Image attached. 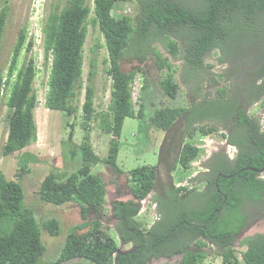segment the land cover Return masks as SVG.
Instances as JSON below:
<instances>
[{
	"label": "trees",
	"instance_id": "trees-1",
	"mask_svg": "<svg viewBox=\"0 0 264 264\" xmlns=\"http://www.w3.org/2000/svg\"><path fill=\"white\" fill-rule=\"evenodd\" d=\"M89 1L66 0L63 6L57 3L50 8L42 22L43 62L50 64L44 105L48 110L59 111L68 117L77 112L78 106L74 100L82 87L88 24L97 26L104 38L107 50L104 61L108 64L105 71L111 79L109 102L105 110L96 112L93 85L96 61L90 58L81 106L83 138L76 145L72 141L71 129L64 143L69 147L68 157H78L80 165L70 172L50 169L33 190L36 198L43 203L77 205L81 221L71 228L60 245L57 257L42 261L45 249L40 240L42 231L49 236H58L61 225L55 217L39 220L27 202L26 180L32 173V167L47 159L32 153L21 154L13 178L7 179L0 172V264H63L73 259H81L82 263L88 264H146L153 258L174 255L181 256L175 264H201L208 255L206 247L215 248V254L221 256L223 264H264V233L247 235L239 241L240 246H245L239 251L242 262L233 247L234 241L247 230L254 218L259 217L256 215L264 208V177H259L260 172L253 170H259L264 165V112L260 117L250 114L248 108L251 102L247 103L243 92L228 95L227 86L218 83L223 74L217 75L214 82L218 86L217 95L210 97L212 90H208L196 102L197 94H194L192 107L189 108L168 105L151 107L144 94L137 106L132 99L135 76L138 71L144 70L141 65L149 48L148 40L165 38V46L172 58L181 53L185 63L196 71L195 74H200L206 66L204 56L213 49L223 48L222 41L231 30L230 23L233 22L237 27L238 21L247 19L254 29L253 21L258 10H264V0H201V5L195 9L186 7L180 0H135L138 12L132 17L113 14L116 3L123 0H92L91 5ZM8 10L6 6L0 10V51ZM249 24L248 29L251 28ZM178 33L184 39L182 50L179 49L178 41L171 37ZM135 44L140 45V50L144 52L138 51L136 67L123 70L120 64L124 54L132 50ZM33 46L34 36H28L27 25L21 26L9 65L5 73L0 72V96L4 98L7 124L6 139L1 146L4 156L21 151L37 138L34 111L38 100L33 83L38 68L33 57L19 64L21 52H29ZM97 48L99 46L94 45L92 51L95 52ZM155 54L158 70L164 74L159 80V87L173 99L180 88L174 79V69L160 52ZM226 59L219 56L220 62ZM239 60L236 68L246 72L244 74L249 76L248 82L252 86V90L248 88V95L251 97L255 94L254 98L257 99L264 93V62L258 67L259 63L249 58ZM259 77L262 81L257 85L255 82ZM147 83L148 80L144 78L142 93L146 91ZM210 102L216 103L218 108L207 110L199 117L188 115L197 105ZM126 117L140 120L146 117L148 123L165 131L160 162L167 160L169 149L172 151L176 142L175 137H168L171 129L178 119L184 118V134L189 139L182 142L175 159L184 170L181 172L183 174L191 173V168H194L192 162L204 154V148L195 142L196 132L199 131L202 136H214L217 132L216 126L212 124L193 125L196 120L212 118L226 123L227 131L220 135L229 139L236 151L229 164L221 169L225 176L218 179V173L213 175L210 183L212 192L204 204L200 207H184L176 214L171 212L162 216L165 222L158 233L154 232L155 224L145 233L148 228L141 230L139 223L133 219L140 209V201L155 189L157 166L130 170L127 178L131 183L133 198L112 201L111 211L121 222L120 227L117 225L120 240L125 244L132 242L133 248L115 254L116 240L108 227L99 220L105 203L106 184L96 172H92V168L102 163L116 174L122 172L116 160L121 145L118 137ZM94 119L98 120L97 124L103 132L111 135L105 157H100L92 149L90 131ZM182 135L179 141H182ZM175 165L168 167L169 171L175 170ZM190 190L180 185L168 192L178 203L185 204L190 200ZM90 215L95 218H89Z\"/></svg>",
	"mask_w": 264,
	"mask_h": 264
},
{
	"label": "rangeland",
	"instance_id": "rangeland-1",
	"mask_svg": "<svg viewBox=\"0 0 264 264\" xmlns=\"http://www.w3.org/2000/svg\"><path fill=\"white\" fill-rule=\"evenodd\" d=\"M65 1L66 0H0V10L4 6L9 9L3 40L1 42L0 72L5 73L9 65L18 29L23 25H27L28 36H34V46L29 52L25 50L21 52L19 64L21 65L28 60L29 57H33L36 60V66L38 68V72L33 83L38 100V105L34 111L37 126V138L21 151L14 152L8 156H4L1 152V146L6 139L7 124L5 120L6 106L3 104L4 98L0 96V172H2L7 179L13 178L18 168L17 159L24 153H32L39 158L47 159L43 163L40 162L33 165L32 173L29 174L26 180L27 202L33 207L36 217L39 220L55 217L59 220L61 225L60 234L58 236H49L46 232L42 231L40 240L45 248L42 256V261L44 262L50 259L54 260L57 257L59 251L61 250L59 249L60 245L63 244L67 234L74 224L81 221V217L79 207L77 205L67 203L62 206H55L43 203L36 198L33 190L37 188L42 176L50 169H60L63 172H70L80 165L78 157L74 159L68 157L67 149L69 147H67L64 143H66L71 129L73 132L72 141L76 145L80 144L83 138L84 130L81 125V106L84 99L85 84L87 83V72L90 68V58H95L96 61V72L93 79V85L95 87L94 106L97 113L107 108L111 87V79L105 71L108 64L104 61L107 58L104 38L99 32L97 26L88 24V32L84 44L82 87L77 91L76 98L74 100V104L78 106L77 112L68 117L59 111H50L45 107L44 97L47 88L46 81L50 64H44L43 62L41 25L50 8L55 6L57 3H59L60 6H63L65 5ZM180 1L190 9L199 7L202 2L201 0ZM89 3L91 5L92 0H90ZM128 8H130V10H127V13H124L123 10ZM120 11L121 13H119ZM112 12L114 15L121 16L122 13H124V15L132 17L138 12V5L135 0H123L116 3ZM91 16L92 15H90V18ZM248 24L249 23L245 21H238L236 27L233 22L230 23L229 28L231 30L227 32L226 37H224L222 41L223 48L213 49L204 56L203 60L204 65L206 66H204V70L200 74H195L196 71L192 70L190 66L185 63L181 53H179L176 58H172L169 50L165 46V38H162V40H148L149 48L142 58L143 64L141 65L144 70L138 71L135 76L134 95L137 94L135 100L136 106L139 103L138 101H140L139 99L141 95L144 94L143 96H145L151 107H153V105L192 107V97L194 94H197L195 96L196 102L199 101L202 98L203 93L208 90H212L210 97L217 95L216 88L218 86L217 83L214 82H216V79L218 78L217 75L220 74H223L224 76L218 79L219 85L227 86L228 95L231 93L238 95L241 92L240 90H242L241 85L246 80L241 69L238 71L236 68L238 66V62L241 61L239 59L245 57L249 58L250 61L255 62L258 58V49L261 48L262 41L261 32L258 31V28L255 26L254 29H252V25L249 24L251 28L248 29ZM171 37L178 41L179 49L182 50L184 46V39L180 38V34L178 33L176 35H172ZM256 44L258 47H253L251 49V46ZM94 45L99 46L95 52L92 51ZM139 47L140 45L135 44L132 46V50H127L125 52L124 58L120 64L123 70H131L138 65V51L142 53L144 52L143 50H140L141 48ZM155 52H160L163 57H166L168 59L167 61L171 63V67L174 69V79L178 81L180 88L177 96L173 99L165 95L159 87V80H161V77L164 74L158 70ZM219 56L226 57L227 59L220 62ZM262 57L263 54L261 50L260 60H262ZM167 65H169V63ZM166 68L167 66L165 69ZM227 76H229V78H227ZM144 78L148 80V83L146 91H143L142 93L140 86L143 85ZM215 104L216 103L214 102H210V104L206 103L205 105L199 104L193 110H190L188 115L191 117L197 115L196 117H199V114L205 113L207 110L214 111V109L218 108V105ZM262 110L263 109L256 107V105L248 108L250 114H254L259 117L262 115ZM97 122L98 120L94 119L91 123L90 142L94 152L100 157H105L111 135L103 132L99 128ZM71 124L73 125L72 127ZM202 124H212V126H216L217 132L214 136H202L199 134V131L196 132L195 142L204 148V154L199 160L192 163L194 167L190 170L192 173L183 174L181 172L184 170L179 166L178 162L176 163L175 159L177 158V151L182 142L189 139L187 134H184V129L186 128V121L184 118L178 119L169 133V139L175 137L176 142L172 146L173 150L171 151L169 149L168 158L165 162H160L159 157L162 141L165 137V131L157 129L154 125L148 123V118L146 117L142 120L137 117H126L124 119L121 134L118 137V141L121 145L116 160L117 165L122 172L116 174L112 169H110V167L102 163H99L92 168V172H96L106 184L105 203L99 220L102 221V224L108 227L110 234L116 240L117 247H120L122 242L117 232V225L120 227L121 222L113 217L111 202L114 200L125 201L133 198L130 190L131 183L127 178L130 170L142 166H157L155 189L141 200L140 212H138L133 219L135 222L139 223V228L141 230L145 227L148 228L145 233H148L150 226L155 224L154 232L158 233V231L163 228L162 226L165 222V219H162V216L171 212L176 214L184 207H188L191 203L198 202L199 196L201 195L198 194L197 196H194V199L189 200L185 204H180L177 200L171 198V193L168 192V190H171L179 185H185L189 189L200 188L201 185L199 182L201 179L197 175L200 170L205 167L204 160L206 159V154L224 149V152L227 150V152L231 155L235 151L232 148V145H229V143H227L220 135L222 131H227L226 123H223L222 121L211 122L204 119L196 120L193 125L196 126ZM181 135L182 141H179L178 138ZM171 143L172 140L170 144ZM165 147H167V145H165ZM163 154H165V152ZM172 164H176V169L169 171L168 167ZM193 176L197 177L191 178ZM181 177H183L182 180L180 179ZM256 216L249 228L233 243V247L237 250V255L241 262L242 257L239 251L243 250L245 246H240L239 241L247 235L264 233V208L260 209L259 215ZM89 218L95 217L94 215H90ZM131 244V242L126 244L122 243L121 249H129ZM205 249L208 252V255L201 264H223L221 256L215 254V248L206 247ZM180 257V255H174L172 257L153 258L146 264H175ZM79 262L82 263V260L73 259L63 264H76ZM82 264L88 263L83 262Z\"/></svg>",
	"mask_w": 264,
	"mask_h": 264
},
{
	"label": "flooded vegetation",
	"instance_id": "flooded-vegetation-1",
	"mask_svg": "<svg viewBox=\"0 0 264 264\" xmlns=\"http://www.w3.org/2000/svg\"><path fill=\"white\" fill-rule=\"evenodd\" d=\"M244 21L248 22V23L250 22L247 19H245ZM253 24H255V26L258 28V31L261 32V36H262L261 48L258 49L259 54H258L257 60L255 61V63H257V64L259 63L258 67H261V65L264 62V10H261V11L258 10V12H257V14L255 16V19L253 21ZM253 47L257 48L258 46H257V44L256 45H252L251 49ZM261 50H262V54H263L262 60H260V52H261ZM241 71H242V73H243V75H244L246 80L241 85V89L242 90H240V91L243 92L244 98H245V100H247V103L251 102L250 105H249V108L256 105V107H259V108L264 110V93L257 99L254 98L255 94H253L254 96L250 97L248 95L249 94L248 88L250 87V89L252 90V86L248 82V77L249 76L247 74H244L246 72H244L243 70H241ZM261 81H262V79H261V77H259V79L256 80L255 84L258 85V84H260ZM207 120H209L211 122L216 121L215 119H212V118H207ZM225 140H226L227 143H230L229 139L226 138ZM220 148H222V147H220ZM205 157H206V159L204 160L205 167L202 168V170H200L199 174L197 175L201 179V181L199 182L201 187L200 188H194V189H191L189 191L190 200L194 199L195 198L194 196H197L198 194H201V195L199 196L198 202L191 203L189 206L200 207L201 205L204 204V202L207 199L209 193L212 192L210 183H211V180L213 178V175L218 173L217 177H216L218 179L220 177H222V176H225L224 173L221 172V169L229 164V161H231V158L233 156H231L230 153L227 152V150L224 152V149H220V150L215 151L213 153H211V152L207 153ZM260 173L258 174L259 177H261V178L264 177V173H263V175H260ZM197 176H193V177H197ZM230 176H232V175H230ZM262 179H264V178H262ZM245 206H246V204H245Z\"/></svg>",
	"mask_w": 264,
	"mask_h": 264
},
{
	"label": "clouds",
	"instance_id": "clouds-1",
	"mask_svg": "<svg viewBox=\"0 0 264 264\" xmlns=\"http://www.w3.org/2000/svg\"><path fill=\"white\" fill-rule=\"evenodd\" d=\"M127 10H130V8H128V9H126V10H123V12L124 13H127ZM119 13H121V11L119 12ZM124 13H122V15L123 16H128V15H124ZM132 16V15H131ZM42 40H43V35H41V44H42ZM134 83H135V80H134V82H133V84H132V88H133V90H132V99H133V102H135V100H136V97H137V94L136 95H134V92H135V88H134ZM142 86V85H141ZM141 86H140V88H141ZM263 112H264V110L262 111V115H263ZM261 115V116H262ZM222 132H225V131H222ZM224 139H226V138H224ZM229 145H232L231 143H229ZM197 146H199L198 144H197ZM199 147H201V146H199ZM232 148L236 151V148L234 147V145H232ZM235 151L231 154V156H233L234 155V153H235ZM263 173H264V171H262L261 173H260V175H263ZM191 178H194V177H191ZM180 186V185H179ZM181 186H185V185H181ZM178 187V186H177ZM189 189V188H188ZM154 190V189H153ZM141 202V201H140ZM140 209H141V206H140ZM140 209H139V211L138 212H140ZM138 214V213H137ZM113 215V214H112ZM160 215V214H159ZM114 217V216H113ZM115 218V217H114ZM159 218V217H158ZM116 220H118L119 222H120V220L118 219V218H115ZM119 224V223H118ZM132 243V242H131ZM123 244H125V243H123ZM121 245H122V242H121ZM118 248V247H117ZM116 248V249H117ZM120 249H121V246H120ZM122 251H128L129 249H121ZM115 254H117L116 252H115ZM67 263V262H66Z\"/></svg>",
	"mask_w": 264,
	"mask_h": 264
},
{
	"label": "water",
	"instance_id": "water-1",
	"mask_svg": "<svg viewBox=\"0 0 264 264\" xmlns=\"http://www.w3.org/2000/svg\"><path fill=\"white\" fill-rule=\"evenodd\" d=\"M252 169V168H251ZM254 171H259V172H262V171H264V165L259 169V170H256V169H253ZM115 252L116 253H125V252H127V250L126 251H122L121 249H120V247H118L116 250H115Z\"/></svg>",
	"mask_w": 264,
	"mask_h": 264
},
{
	"label": "crops",
	"instance_id": "crops-1",
	"mask_svg": "<svg viewBox=\"0 0 264 264\" xmlns=\"http://www.w3.org/2000/svg\"><path fill=\"white\" fill-rule=\"evenodd\" d=\"M193 163V162H192ZM193 165V164H192ZM122 246V245H121ZM133 248V246H132V244H131V247H129V249H132ZM127 249V248H126Z\"/></svg>",
	"mask_w": 264,
	"mask_h": 264
}]
</instances>
